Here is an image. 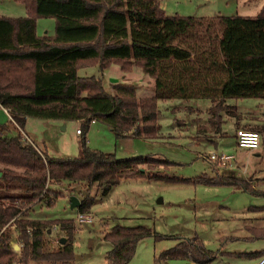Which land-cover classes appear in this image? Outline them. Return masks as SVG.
<instances>
[{
  "label": "trees",
  "instance_id": "1",
  "mask_svg": "<svg viewBox=\"0 0 264 264\" xmlns=\"http://www.w3.org/2000/svg\"><path fill=\"white\" fill-rule=\"evenodd\" d=\"M15 1L24 4L26 16H0V106L9 108L12 118L0 124V175L25 193L0 197V264H15L17 259L19 264H72L71 223L27 216L33 203L50 205L63 195L50 190L49 184L67 181L83 186L87 192L79 191L77 209L90 213L95 198L88 191L94 183L106 195L130 177L187 179L148 173L143 165L168 162L150 156L117 158L90 149L85 137L80 141L81 156H47L22 140L20 131L26 119L76 120L83 122L85 130L92 120H100L117 138L149 139L158 131L157 99H209L208 124L213 135H224L222 112L240 119L230 111L236 107L227 104V99L264 100V5L255 16L193 17L168 15L160 0ZM39 18L55 19L53 36L37 35ZM96 64L101 69L117 64L125 73L137 66L154 80L155 95L137 97L135 87L123 83L115 84L114 93H108L100 78L77 74L79 68ZM248 128L264 139V124ZM12 130L17 133L12 135ZM80 132L83 135V130ZM203 133L207 134L205 129ZM214 171L215 176L202 174L196 181L232 184L254 192L250 181ZM4 198L10 203L6 205ZM17 201L26 206L20 215L22 206L16 205ZM12 223L22 243L19 257L10 245L13 236L7 228ZM56 223L68 235L66 243L51 246L48 230ZM253 232L264 238V228ZM147 236L164 237L142 225H114L104 233L112 245L106 264H127L138 240ZM244 254L254 258L264 251ZM217 255L194 237L179 241L160 258L206 264Z\"/></svg>",
  "mask_w": 264,
  "mask_h": 264
},
{
  "label": "rangeland",
  "instance_id": "2",
  "mask_svg": "<svg viewBox=\"0 0 264 264\" xmlns=\"http://www.w3.org/2000/svg\"><path fill=\"white\" fill-rule=\"evenodd\" d=\"M160 2L168 15L193 17L236 14L255 16L264 5V0ZM0 16L24 17L26 8L15 0H0ZM36 31L39 36H53L55 19L39 18ZM77 74L100 78L108 93H114L115 84L123 83L133 85L137 97L155 95L154 81L137 66L125 73L117 64H111L104 69L96 64L79 68ZM226 103L236 107L235 110L230 108V111L238 114L240 119L222 112L220 120L223 122L222 131L225 134L220 136L213 135L208 124V110L211 106L209 99H157L158 131L154 138L149 139L132 136L117 138L114 131L100 120H92L85 130L81 121L28 117L22 133L26 135L28 143L47 156L79 157L82 154L80 141L85 137L90 149L113 153L117 158L150 156L167 161L168 164L152 163L143 167L148 173L187 181L130 177L122 179L106 195L94 183L88 191L95 198L90 208L92 221L82 223L76 220L78 209L71 208L65 196L69 192L80 198L79 191L84 194L86 189L67 181L52 183L49 184V189L60 191L63 195L58 196L50 205L45 201L33 203L27 216L36 220L71 223L74 252L72 264H106V255L112 245L104 239V233L116 224L142 225L153 233L164 236L160 239L147 236L138 240L134 256L127 264H196L190 259L160 258L164 251L174 247L179 241L194 237L202 241L207 249L218 253L213 261L206 264H258L264 255L250 258L244 253L264 251V238L257 237L253 232V229L264 228V139L260 134L261 146L257 155V152L248 151L236 144L235 129L251 130L248 124L244 126L240 122L244 118L251 126L264 124V100L230 98ZM246 110L250 112H245ZM9 121L8 114L0 106V124ZM77 129L83 130V135L78 136ZM203 129L206 130V135ZM10 133L14 135L17 131L12 130ZM209 152L234 155L239 170L233 176L250 181L254 192L245 191L232 184H206L196 181L202 174L215 176L216 169L202 157ZM243 168L247 170L245 174L242 173ZM219 174L230 173L221 169ZM24 193L23 188L7 184L0 175V197ZM4 199L6 205L10 203V200ZM17 204L22 206L18 213L20 215L25 212V202L17 201ZM7 230L13 236L10 245L19 257L22 243L17 239L15 224L9 225ZM67 235V230L59 223L49 227L48 239L51 246ZM15 264H19L18 259Z\"/></svg>",
  "mask_w": 264,
  "mask_h": 264
},
{
  "label": "built area",
  "instance_id": "3",
  "mask_svg": "<svg viewBox=\"0 0 264 264\" xmlns=\"http://www.w3.org/2000/svg\"><path fill=\"white\" fill-rule=\"evenodd\" d=\"M4 111L9 116V120L11 121V111L9 108H4ZM77 133H81L79 129H77ZM22 140L27 142L26 135H23L21 130ZM235 140L236 144L244 148L248 151H255L261 146V135L259 132L254 130H248V129H237L235 132ZM207 161L210 162L211 166L216 169H222L229 171L238 170V167L235 163V157L233 155L224 154V153H217V152H209L207 155L202 156ZM242 173L245 174V170H242ZM77 222H91L92 221V215L90 213H81L78 212L76 217ZM258 264H264V256L259 260Z\"/></svg>",
  "mask_w": 264,
  "mask_h": 264
},
{
  "label": "crops",
  "instance_id": "4",
  "mask_svg": "<svg viewBox=\"0 0 264 264\" xmlns=\"http://www.w3.org/2000/svg\"><path fill=\"white\" fill-rule=\"evenodd\" d=\"M129 74V73H128ZM153 80V79H152ZM113 81V80H112ZM117 81V80H116ZM154 81V80H153ZM114 82V81H113ZM245 112H250V111H245ZM241 123H243V125L244 124H248V126H251V123H249V122H247L246 121V119L244 118V119H241V121H240ZM232 124V123H231ZM244 126H246V125H244ZM76 134L78 135V136H80L81 135V133H77V130H76ZM133 137V136H132ZM213 143H216L214 140L212 141ZM259 149L260 148H258L257 150H255V152H257V155H258V153H259ZM234 156V155H233ZM235 157V156H234ZM210 163V162H209ZM235 163H237V160H236V158H235ZM211 165V164H210ZM212 167V166H211ZM237 167H238V170H239V166L237 165ZM219 170H221V169H219ZM243 170H245V173H246V168H243ZM235 172H237V170H234V171H229V173L231 174V175H233ZM62 191H67V190H65V189H62ZM68 195L67 196H65V198H67L68 200H69V196L70 195H75V194H71V193H67ZM76 197H78L77 195H75ZM78 199L80 200V198L78 197ZM70 203V202H69ZM91 214V213H90ZM192 262V261H191ZM194 263V262H193ZM250 264H255V263H250Z\"/></svg>",
  "mask_w": 264,
  "mask_h": 264
},
{
  "label": "water",
  "instance_id": "5",
  "mask_svg": "<svg viewBox=\"0 0 264 264\" xmlns=\"http://www.w3.org/2000/svg\"><path fill=\"white\" fill-rule=\"evenodd\" d=\"M114 82H116V80H113ZM69 202H70V207L71 208H77L80 204V200L78 199V197H76L75 195H70L69 196ZM161 202V200H160ZM60 244H64L66 243V238H60L58 241Z\"/></svg>",
  "mask_w": 264,
  "mask_h": 264
}]
</instances>
